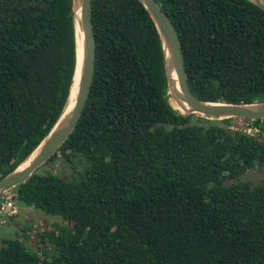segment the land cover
I'll return each instance as SVG.
<instances>
[{"label":"trees","instance_id":"1","mask_svg":"<svg viewBox=\"0 0 264 264\" xmlns=\"http://www.w3.org/2000/svg\"><path fill=\"white\" fill-rule=\"evenodd\" d=\"M155 2L178 35L197 98L264 101L261 9L247 0ZM91 18L88 97L45 163L60 156L72 175L34 173L12 190L19 205L65 225L38 233L40 255L21 239L4 241L0 264H264V181L237 180L264 166V119H243L251 135L228 129L234 118L174 110L160 38L138 0H91ZM74 29L72 0H0V179L65 107Z\"/></svg>","mask_w":264,"mask_h":264},{"label":"water","instance_id":"2","mask_svg":"<svg viewBox=\"0 0 264 264\" xmlns=\"http://www.w3.org/2000/svg\"><path fill=\"white\" fill-rule=\"evenodd\" d=\"M138 1L149 14L158 32L164 57L168 94L170 98L176 100L178 105L184 109L185 113L179 112L181 115L189 116L194 114L207 120L218 121L230 118L250 121L264 119V101L232 104L206 102L197 98L188 86L182 48L172 22L155 0ZM247 1L264 12V0ZM72 13L75 28L76 65L73 84L65 107L51 131L37 148L13 171L0 179V196L25 183L53 156L71 134L82 114L92 83L95 65V38L91 18V0H72ZM78 40L81 41L79 65L77 55ZM173 74L176 77V81L172 77ZM73 95V105L65 113L68 101ZM26 162L27 164L24 165Z\"/></svg>","mask_w":264,"mask_h":264},{"label":"rangeland","instance_id":"3","mask_svg":"<svg viewBox=\"0 0 264 264\" xmlns=\"http://www.w3.org/2000/svg\"><path fill=\"white\" fill-rule=\"evenodd\" d=\"M195 116L202 118L199 115ZM192 122L196 121L192 120ZM249 124V122L243 119L234 118L229 124L228 129L233 131L240 130L243 132L245 130L247 132L248 128H252ZM254 132H251V135H255ZM74 162L77 163V160H74ZM81 168H83V164L79 163L76 169L80 170ZM35 173L40 175L53 174L70 179L72 169L71 165L65 163L61 157L58 156L54 161L41 166ZM237 180L250 182L253 185L259 184L264 181V166H256L254 169L240 175ZM21 207L23 208L18 216L12 218L7 225L0 227V245L9 239H21L28 248L40 255L44 245L39 243L37 237L38 233L44 231L58 232L64 227L65 223L59 216L46 215L42 211L30 207ZM46 252L48 256H52L53 247L48 244Z\"/></svg>","mask_w":264,"mask_h":264},{"label":"built area","instance_id":"4","mask_svg":"<svg viewBox=\"0 0 264 264\" xmlns=\"http://www.w3.org/2000/svg\"><path fill=\"white\" fill-rule=\"evenodd\" d=\"M256 132L252 128H248L245 133L251 134ZM23 207L16 201V195L12 191H8L0 196V227L7 225L12 218L18 216Z\"/></svg>","mask_w":264,"mask_h":264},{"label":"bare ground","instance_id":"5","mask_svg":"<svg viewBox=\"0 0 264 264\" xmlns=\"http://www.w3.org/2000/svg\"><path fill=\"white\" fill-rule=\"evenodd\" d=\"M77 55H78V65H79V62H80V59H81V41H80V40L77 41ZM172 77H173L174 80L176 81V77H175L174 74H173ZM74 92H75V89H74ZM73 101H74V95L70 97V100L68 101V105H67V107H66V111H65V113H66L67 111H69V109L72 107V105H73ZM169 102H170V104H171L172 107L174 106L173 108L176 109V111H178V112H180V113H185V112H184V109H182V108L178 105V103L176 102V100H174V99H172V98H169ZM26 164H27V162H26L24 165H26Z\"/></svg>","mask_w":264,"mask_h":264}]
</instances>
